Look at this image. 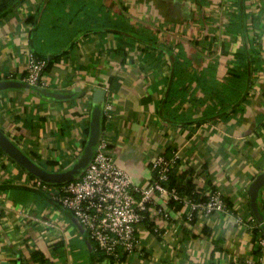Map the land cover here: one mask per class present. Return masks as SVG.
Segmentation results:
<instances>
[{"label": "crops", "instance_id": "1", "mask_svg": "<svg viewBox=\"0 0 264 264\" xmlns=\"http://www.w3.org/2000/svg\"><path fill=\"white\" fill-rule=\"evenodd\" d=\"M30 52L48 62L43 89L61 96L0 91V128L38 164L78 159L104 89L101 137L135 185H151L164 155L201 195L214 188L229 204L190 220L187 204L162 203L166 218L156 199L125 264L260 258L249 187L264 173V0H24L0 19V80L23 81ZM34 180L0 151V264H114ZM257 201L264 215V186ZM24 207L54 226L23 219Z\"/></svg>", "mask_w": 264, "mask_h": 264}, {"label": "built area", "instance_id": "2", "mask_svg": "<svg viewBox=\"0 0 264 264\" xmlns=\"http://www.w3.org/2000/svg\"><path fill=\"white\" fill-rule=\"evenodd\" d=\"M46 67V60L30 52L23 81L40 88L47 87L43 78ZM111 107L110 103L104 106L106 116H110ZM108 146V140L100 137L92 160L78 178L60 186L36 179L32 185L48 192L63 209L72 213L95 243L96 249L114 264H125V255L138 250L141 243L138 226L148 218L150 204L156 199L162 201L156 204V212L166 218L169 215L163 204L171 201L187 204L190 220L197 210L206 215L230 210L223 193L214 188L204 191L199 200L192 195L182 196L175 188H169L167 183L174 159L164 155H158L153 160L154 178L151 185L147 188L135 185L129 173L115 164ZM4 204L5 200L0 198V216ZM30 211L28 207L21 208L19 215L46 227L54 226L52 220L31 214ZM257 249L260 258L248 260L247 264H264V235L258 238Z\"/></svg>", "mask_w": 264, "mask_h": 264}, {"label": "water", "instance_id": "3", "mask_svg": "<svg viewBox=\"0 0 264 264\" xmlns=\"http://www.w3.org/2000/svg\"><path fill=\"white\" fill-rule=\"evenodd\" d=\"M11 88L35 89L42 94L60 97L56 92L48 91L38 86L30 85L25 81L3 79L0 80V91ZM106 92L104 89L98 91L94 97L95 107L92 110L89 135L84 149L78 159L68 168L63 170H49L38 164L22 148L17 145L1 128H0V148L21 167L34 175L36 178L51 184H62L78 178L86 169L93 158L95 146L101 137V107L100 103L105 99ZM264 186V173L258 175L250 184L249 191L251 196V205L256 216V220L261 223V230L264 233V215L261 214L258 207V195ZM78 221V220H77ZM79 223V221H78ZM80 224V223H79ZM81 225V224H80ZM82 227V226H81Z\"/></svg>", "mask_w": 264, "mask_h": 264}, {"label": "trees", "instance_id": "4", "mask_svg": "<svg viewBox=\"0 0 264 264\" xmlns=\"http://www.w3.org/2000/svg\"><path fill=\"white\" fill-rule=\"evenodd\" d=\"M24 0H0V19L7 16L10 12H12L20 3H22ZM77 10V9H76ZM76 10L73 11V15L75 14ZM32 20V19H30ZM33 22V21H32ZM116 30L119 32L121 30H123V26L122 25H119L117 23V25L115 26ZM132 32H136L135 31V28L132 30ZM131 32V33H132ZM142 41H144L145 43H147L150 47H153V48H156L158 46L157 44V40L156 38H145V39H142ZM36 56V55H35ZM37 57V56H36ZM39 59H42L40 57H37ZM48 64V62H47ZM48 67V65H47ZM46 67V68H47ZM46 70V69H45ZM104 122V118L102 117V114H101V126ZM0 151H3L1 148H0ZM23 168V167H22ZM24 169V168H23ZM29 173V172H28ZM31 175V177L35 178L34 175H32L31 173H29ZM37 179V178H36ZM186 179V175L185 173H181V174H175L173 172V169H171V172H170V176H169V181L167 183L168 187L169 188H175L180 195L182 196H195V198L197 200L200 199V192H198V190L195 189V185L189 181H184ZM185 182V183H184ZM53 186H60V184H54ZM40 189V188H39ZM44 194L48 195L50 197V199L56 203L57 201L53 199V197L48 193V192H45L43 191L42 189H40ZM177 203V202H176ZM58 205H59V202H58ZM229 206V204H228ZM148 219V218H147ZM146 219V220H147ZM145 220V221H146ZM255 235H264L263 231L261 230V227L259 224H257V226H255V228L253 229ZM37 254L38 252H34V257L36 256L37 257ZM42 262H44L43 258L40 257Z\"/></svg>", "mask_w": 264, "mask_h": 264}]
</instances>
